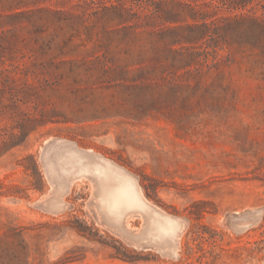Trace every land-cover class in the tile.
<instances>
[{
    "label": "rangeland",
    "instance_id": "rangeland-1",
    "mask_svg": "<svg viewBox=\"0 0 264 264\" xmlns=\"http://www.w3.org/2000/svg\"><path fill=\"white\" fill-rule=\"evenodd\" d=\"M247 1L0 0V264H264ZM123 179L150 210L115 227L98 203L137 207ZM151 210L182 224L174 256L146 239Z\"/></svg>",
    "mask_w": 264,
    "mask_h": 264
},
{
    "label": "bare ground",
    "instance_id": "bare-ground-1",
    "mask_svg": "<svg viewBox=\"0 0 264 264\" xmlns=\"http://www.w3.org/2000/svg\"><path fill=\"white\" fill-rule=\"evenodd\" d=\"M104 163H105L104 165L95 164L93 166H88V165L84 166V167L81 166L78 168V172H81V171L90 172V173H93L95 176H97L99 166L105 167V168L111 167L110 164L108 165L107 162H104ZM111 168L113 169V167H111ZM123 180H124L125 184H127V186H126L127 188L128 187L134 188L135 191L132 192V194L129 196L132 199V201L137 204V207H134L131 209H126L127 207L126 208L125 207L117 208V207H113V205L111 206L109 202L104 201L101 198L99 199V203H98V205L100 207L99 213L102 216V218L107 223H109L115 227H121L127 221V220H125V222H122L119 220L123 216H127V219H128L130 216L133 215L134 212H140L143 214L145 212V210H150V208L145 204V201L143 199H141L139 192L136 190L135 184L133 182H131L130 180L129 181H127L126 179H123ZM122 184H123V181L121 182L120 186H122ZM102 185L105 186L106 188H111L107 182H103ZM116 188H118V186ZM95 205H97V204L95 203ZM64 206H65L64 203L58 199H54L49 204V208L54 209V210L55 209H58V210L62 209ZM151 221H158L159 225H157V226L152 225L146 229V231H145L146 239L148 241H151V243L159 246V248L162 250L167 249V251L170 253V255L174 256L175 251H176V247H177V240H178V236H179V231H180V227L182 226V224L176 220H173V219L171 220V218L164 217L161 214H158L154 211H152ZM160 237H162V239H160ZM139 238L142 239V236H139ZM135 240L137 241V239H135Z\"/></svg>",
    "mask_w": 264,
    "mask_h": 264
},
{
    "label": "trees",
    "instance_id": "trees-1",
    "mask_svg": "<svg viewBox=\"0 0 264 264\" xmlns=\"http://www.w3.org/2000/svg\"><path fill=\"white\" fill-rule=\"evenodd\" d=\"M227 1L230 4H235V5H238V6H244L248 2L247 0H222V2H227ZM263 14H264V12H263Z\"/></svg>",
    "mask_w": 264,
    "mask_h": 264
}]
</instances>
